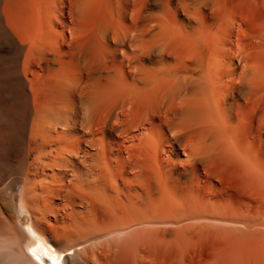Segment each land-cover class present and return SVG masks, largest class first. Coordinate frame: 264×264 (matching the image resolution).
Segmentation results:
<instances>
[{"label":"bare ground","instance_id":"obj_1","mask_svg":"<svg viewBox=\"0 0 264 264\" xmlns=\"http://www.w3.org/2000/svg\"><path fill=\"white\" fill-rule=\"evenodd\" d=\"M0 264H264V0H0Z\"/></svg>","mask_w":264,"mask_h":264},{"label":"rangeland","instance_id":"obj_2","mask_svg":"<svg viewBox=\"0 0 264 264\" xmlns=\"http://www.w3.org/2000/svg\"><path fill=\"white\" fill-rule=\"evenodd\" d=\"M17 203H19V199H17ZM28 227V223L25 225V228H27ZM29 228V227H28ZM27 228V229H28ZM45 249V248H44Z\"/></svg>","mask_w":264,"mask_h":264}]
</instances>
